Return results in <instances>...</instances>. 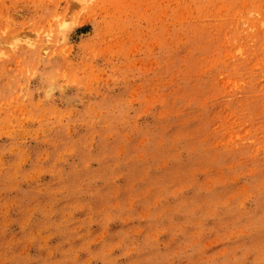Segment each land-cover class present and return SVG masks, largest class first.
Listing matches in <instances>:
<instances>
[{
	"label": "rangeland",
	"instance_id": "rangeland-1",
	"mask_svg": "<svg viewBox=\"0 0 264 264\" xmlns=\"http://www.w3.org/2000/svg\"><path fill=\"white\" fill-rule=\"evenodd\" d=\"M0 264H264V0H0Z\"/></svg>",
	"mask_w": 264,
	"mask_h": 264
}]
</instances>
